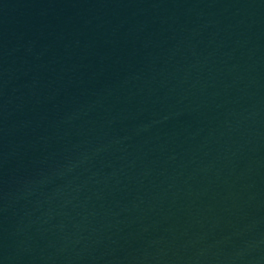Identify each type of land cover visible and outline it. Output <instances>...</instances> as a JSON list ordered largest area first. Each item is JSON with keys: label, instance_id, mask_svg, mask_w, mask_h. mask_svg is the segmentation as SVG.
Instances as JSON below:
<instances>
[{"label": "water", "instance_id": "1", "mask_svg": "<svg viewBox=\"0 0 264 264\" xmlns=\"http://www.w3.org/2000/svg\"><path fill=\"white\" fill-rule=\"evenodd\" d=\"M43 264H264V0H232Z\"/></svg>", "mask_w": 264, "mask_h": 264}]
</instances>
